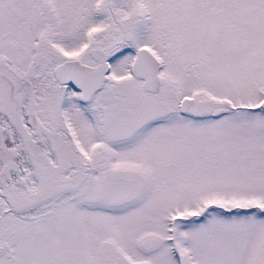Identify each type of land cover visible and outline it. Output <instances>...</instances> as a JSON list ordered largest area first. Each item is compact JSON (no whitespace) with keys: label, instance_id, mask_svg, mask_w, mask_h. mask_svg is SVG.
I'll list each match as a JSON object with an SVG mask.
<instances>
[{"label":"snow or ice","instance_id":"snow-or-ice-1","mask_svg":"<svg viewBox=\"0 0 264 264\" xmlns=\"http://www.w3.org/2000/svg\"><path fill=\"white\" fill-rule=\"evenodd\" d=\"M0 264H264V0H0Z\"/></svg>","mask_w":264,"mask_h":264}]
</instances>
